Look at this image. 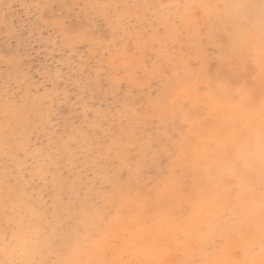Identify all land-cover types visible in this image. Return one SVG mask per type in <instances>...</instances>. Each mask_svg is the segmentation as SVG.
Listing matches in <instances>:
<instances>
[{"label": "snow or ice", "instance_id": "1", "mask_svg": "<svg viewBox=\"0 0 264 264\" xmlns=\"http://www.w3.org/2000/svg\"><path fill=\"white\" fill-rule=\"evenodd\" d=\"M85 4L105 16L111 28L107 52L118 54L121 49H127L128 22L120 16H108L106 12L120 6L102 0H89ZM168 7L186 10V14L180 16L177 37L167 40L173 48L179 45L176 62L162 69L155 60L149 67L137 49L135 65H115L106 70L109 87L102 91L112 97L111 106L97 109L84 105L91 125L104 133L95 137V152L90 157V166L107 169L100 182H82L79 188L73 187L67 202L53 207L55 222L35 226L31 219L19 216L15 201L20 199L25 207L31 208L32 216L43 213L32 208L28 200L15 196V188L9 182L4 207L0 209V237L16 238L27 220L32 234L43 241L44 251L27 256L22 264H126L116 252L117 234L110 229L116 220L133 213L128 206L130 194L139 197L138 208L142 214L158 197L163 184L170 183L181 195L197 187L199 177L191 172V166L186 165L187 170L178 167L194 123L186 102L208 95L213 91V83H217L219 91L248 101L253 105L252 111L264 119V0H242L238 5L241 11L235 17L203 11V0ZM187 20L191 23L185 29L183 25ZM161 23L168 37V21ZM253 29L259 44L256 57L247 47V38ZM83 38L80 34L77 42ZM26 81L25 76L21 83ZM125 84L129 87H124ZM133 85L140 91L136 98L132 96ZM50 98L53 103L39 113L40 123L44 125L59 116L55 98ZM37 100L44 108L45 98ZM177 101L183 102L177 104ZM6 105H12L10 98H6ZM4 115L7 119L8 111ZM259 134L264 137V128ZM52 135H56L55 131ZM81 135L82 128L73 125L68 140L59 137L56 141L50 140L47 147L59 154L58 145L62 143L64 151L71 152V142ZM38 174L46 181L49 173L43 170ZM85 242L95 250L93 256H66L70 244L78 249ZM109 249L113 253L110 259L107 258ZM0 264L16 262L5 259Z\"/></svg>", "mask_w": 264, "mask_h": 264}, {"label": "rangeland", "instance_id": "2", "mask_svg": "<svg viewBox=\"0 0 264 264\" xmlns=\"http://www.w3.org/2000/svg\"><path fill=\"white\" fill-rule=\"evenodd\" d=\"M88 2L0 0V209L4 207L10 182L15 196L28 200L32 208L43 213L32 216L31 208L25 207L20 199L15 201L16 212L31 219L32 226L53 221V207L67 202L73 187L79 188L82 182H100L107 169L90 166V157L95 152V137L104 133L91 125L84 105L97 109L111 106L112 97L102 91L109 87L106 70L115 65H135L137 49L149 67L155 60L162 69L174 64L179 45L173 48L167 40L177 37L180 16L186 10L168 6L192 0H102L120 6L107 9L108 16H120L128 22V48L118 54L107 52L111 28L105 16L86 6ZM164 20L168 21V37L161 23ZM190 23L187 20L183 27L186 29ZM80 34L84 38L77 42ZM25 76L26 83H21ZM132 89L133 98L140 95L135 85ZM212 89L219 91L217 83L212 84ZM38 97L45 98L44 108ZM50 97L55 98L59 116L44 125L40 123L39 113L53 103ZM6 98L12 101L10 107ZM34 100H37L35 104ZM62 100L66 102L61 103ZM220 102L228 100L222 98ZM186 103L194 121L192 129L203 125L206 138L218 145L220 138L210 131L214 120L205 97ZM5 111L9 113L7 119ZM73 125L82 128V135L71 142L72 151L65 152L62 143L58 145L59 154L51 151L47 147L50 140L59 137L68 140ZM138 138L143 139L139 134ZM43 170L49 173L46 181L38 174ZM139 202L135 194H130L128 206L133 213L116 220L110 230L119 228L123 233L130 225L140 226L142 220L167 214V209L159 206L140 214Z\"/></svg>", "mask_w": 264, "mask_h": 264}, {"label": "clouds", "instance_id": "3", "mask_svg": "<svg viewBox=\"0 0 264 264\" xmlns=\"http://www.w3.org/2000/svg\"><path fill=\"white\" fill-rule=\"evenodd\" d=\"M241 2L203 0L202 10L235 17ZM255 31L247 38L254 57L259 48ZM204 97L214 120L210 131L220 143L206 138L203 125L191 129L178 167L191 166L199 177L197 187L181 195L170 183L161 185L147 210L163 207L166 215L130 225L123 233L113 230L116 252L126 264H264V137L259 134L264 119L248 101L225 91ZM222 98L228 102L221 103ZM42 243L26 220L16 238L0 237V261L22 264L44 251ZM94 254L86 242L78 249L70 244L66 251L70 258ZM112 255L109 249L107 258Z\"/></svg>", "mask_w": 264, "mask_h": 264}]
</instances>
